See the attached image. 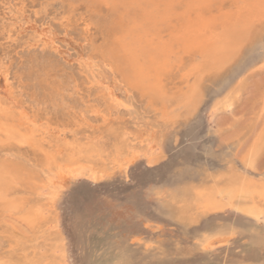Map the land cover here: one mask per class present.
Instances as JSON below:
<instances>
[{
  "label": "rangeland",
  "instance_id": "rangeland-1",
  "mask_svg": "<svg viewBox=\"0 0 264 264\" xmlns=\"http://www.w3.org/2000/svg\"><path fill=\"white\" fill-rule=\"evenodd\" d=\"M212 1L191 7L178 0L177 16L208 19L206 37L236 20H248V32L221 66L209 63L205 45L174 46L163 71L164 91L176 96L191 89L198 95L192 111L162 118L136 90L117 91L122 106L119 112L109 109L105 92L115 79L101 58L107 5L0 0V86L7 74L12 98L0 93V114L34 130L45 149L70 143L92 150L103 163L122 159L118 152L130 160L125 173L117 167L96 183L53 176L58 188L44 198L54 209L46 225L30 224L0 205V261L33 264L37 252L49 254L58 233L65 239L67 264L264 261V226L229 208L200 213L193 203L196 188L223 186L231 174L264 182V9L253 10L252 0ZM176 23L173 17L171 25ZM47 29L72 38L67 45L55 41L70 60L45 43ZM126 139L154 144L155 161L130 158ZM14 148L8 159L24 177L46 182L43 152ZM5 151L0 143V160ZM248 156L252 167L244 164ZM18 187L17 197L28 209L37 193L27 184Z\"/></svg>",
  "mask_w": 264,
  "mask_h": 264
},
{
  "label": "bare ground",
  "instance_id": "bare-ground-1",
  "mask_svg": "<svg viewBox=\"0 0 264 264\" xmlns=\"http://www.w3.org/2000/svg\"><path fill=\"white\" fill-rule=\"evenodd\" d=\"M84 1L90 6L105 4L110 9V16L101 20L106 32V39L101 45V58L104 66L113 70L112 74L115 80L112 88L106 90L105 98L110 103L109 109L114 112H119V107L122 106L118 100L117 91L126 93L132 90H136L146 98L150 106L157 107L162 118H165L166 115L177 116L180 110L192 111L196 106L198 95L195 90L190 89L186 94L172 96L164 91L162 85L163 71L169 66L173 47L205 45L209 63L212 66H221L234 54L235 49L248 32L245 28L249 21L236 20L225 24L219 34L206 37L204 31L211 30L208 19L196 16L189 20L190 17L186 16L182 19L177 16L176 4L178 0ZM209 1L212 0H188V4L193 7L206 4ZM213 1L212 3L215 4ZM218 5L220 4L218 3ZM251 6L253 10H263L264 0H252ZM173 17H176L177 20L175 26L171 25ZM216 19L218 20V18ZM210 33L213 32L210 31ZM43 37L45 43L51 45L54 53L70 60L71 57L67 51H63L55 45V41L63 42L66 45L72 42V38L66 32L62 37H59L47 29ZM0 87L2 96L9 100L11 86L9 88L7 74L3 75V84ZM195 94L197 95L195 96ZM0 143L6 147V158L0 160V205L5 207L7 212L14 215L20 214L24 220L30 224L35 223V225H46L47 213L54 212L52 203L44 201L45 197L52 195L58 188L56 185L54 186L53 176H58L60 181L87 180L96 183L117 167L125 173L130 162L129 159L123 158L124 153L118 152L122 159L103 163L96 159L92 150L76 148L70 143L64 144L63 148L60 147L56 151L49 147V149H45L37 139L34 130H30L24 123H18L3 114H0ZM17 145H29L43 152L42 166L46 182L36 179H31L32 182H29L24 177L22 168L8 159ZM126 152L130 158H143L147 165H151L159 153L154 144L149 145L136 139L127 140ZM60 155L62 157H59ZM244 164L252 167L253 163L249 156ZM238 175L237 177L231 174L230 180L223 186L213 184L209 187L204 185L196 188L193 198L196 211L206 213L216 209L229 208L256 222H258L257 218L264 217V182H254L246 174ZM24 184L30 185V189L37 193L36 202L28 209H25L23 202H20L17 197L19 195L18 186ZM254 197L261 200L262 205L256 204L253 201ZM53 228H58L56 223ZM38 249L40 251V248ZM64 251L65 239L62 234L58 233L55 241L50 244L49 254L37 252V260L33 264H67ZM0 264L4 263L0 261Z\"/></svg>",
  "mask_w": 264,
  "mask_h": 264
},
{
  "label": "snow or ice",
  "instance_id": "snow-or-ice-1",
  "mask_svg": "<svg viewBox=\"0 0 264 264\" xmlns=\"http://www.w3.org/2000/svg\"><path fill=\"white\" fill-rule=\"evenodd\" d=\"M258 219V222L264 226V217H260V218H257ZM260 264H264V261H261Z\"/></svg>",
  "mask_w": 264,
  "mask_h": 264
}]
</instances>
